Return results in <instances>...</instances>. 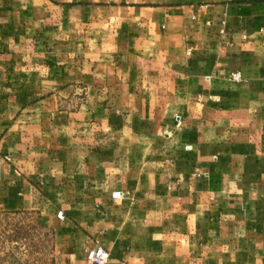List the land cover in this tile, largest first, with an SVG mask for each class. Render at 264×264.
I'll list each match as a JSON object with an SVG mask.
<instances>
[{
  "label": "crops",
  "instance_id": "crops-1",
  "mask_svg": "<svg viewBox=\"0 0 264 264\" xmlns=\"http://www.w3.org/2000/svg\"><path fill=\"white\" fill-rule=\"evenodd\" d=\"M25 213L49 264H264V0H0V218Z\"/></svg>",
  "mask_w": 264,
  "mask_h": 264
},
{
  "label": "rangeland",
  "instance_id": "rangeland-1",
  "mask_svg": "<svg viewBox=\"0 0 264 264\" xmlns=\"http://www.w3.org/2000/svg\"><path fill=\"white\" fill-rule=\"evenodd\" d=\"M51 235L33 213L0 218V264H49Z\"/></svg>",
  "mask_w": 264,
  "mask_h": 264
},
{
  "label": "built area",
  "instance_id": "built-area-1",
  "mask_svg": "<svg viewBox=\"0 0 264 264\" xmlns=\"http://www.w3.org/2000/svg\"><path fill=\"white\" fill-rule=\"evenodd\" d=\"M228 77L232 81L242 80L241 74L238 70L231 71ZM56 216L62 218V210H58ZM108 257L109 252L101 244H96L86 250L87 264H105Z\"/></svg>",
  "mask_w": 264,
  "mask_h": 264
}]
</instances>
